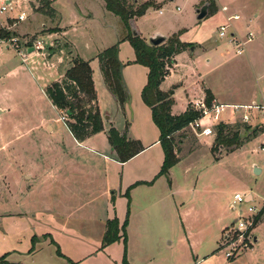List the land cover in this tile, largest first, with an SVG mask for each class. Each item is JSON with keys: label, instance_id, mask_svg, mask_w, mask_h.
<instances>
[{"label": "rangeland", "instance_id": "rangeland-1", "mask_svg": "<svg viewBox=\"0 0 264 264\" xmlns=\"http://www.w3.org/2000/svg\"><path fill=\"white\" fill-rule=\"evenodd\" d=\"M148 2L154 7L137 19L142 39L148 42L155 33L168 36V40L179 36L187 48L177 62L187 76H200L230 102H241L250 96L261 102L264 0H128L135 9ZM11 3L13 10L0 14V28L13 34L10 39L0 40V263L4 258L5 264H122V243L103 248L105 234L99 232L98 221L88 212L90 204L67 196L62 188L70 162L79 156L61 113L46 95L48 86L64 78L69 68L67 50L58 48V43L46 33L58 30L47 22L56 15L39 0ZM205 3L211 9L199 21L196 11ZM52 6L62 17L61 25L67 28L65 45L72 51V59L90 62L101 114L105 119L110 116L114 127L126 132L127 140L137 142L142 149V144L153 140L158 130L142 100L148 69L133 63L135 51L127 40L132 31L119 17L106 11L102 0H52ZM224 6L227 13L222 11ZM23 12L27 19L19 22L17 18ZM235 14L240 19L229 23L227 17ZM223 26L227 30L221 38ZM235 30L238 35L232 40ZM250 33L252 40L246 43L244 53L238 54L236 41L248 40ZM35 40L43 41L44 50L24 59L21 53H29ZM114 46L126 64L123 79L130 98L124 109L105 86L98 59ZM238 114L228 109L218 117L205 119L204 124L213 126L223 119L232 127L241 126ZM256 121L250 131L240 129L243 142L251 139L257 123L262 124L259 129L264 132L262 119ZM209 141L214 144L215 136ZM176 142L180 161L188 154L191 157V173L186 176L184 165L177 167L175 181L180 184L185 177L190 184L198 177L193 188L198 191L197 198L165 204V219L156 232L161 236L169 233V240L175 242L168 246L163 238L155 246L146 242L145 249L140 245L141 237L133 235L129 243L127 228L131 217L127 197L118 200L117 204L125 207L123 222L128 223V263L132 264V254L133 264H264V136L237 150L221 147L216 153L202 144L205 137H198L190 128L177 133ZM153 156L154 151L131 162L129 167ZM53 165H57L54 176L49 173ZM255 165L263 170L261 174H255ZM238 193H252L254 200L241 207L232 206ZM93 204L99 207L96 199ZM77 207H84L88 213L66 212ZM250 207L255 209L253 213L249 212ZM239 216L255 217L250 234L253 243L231 258L230 263L225 249H219L221 226H228L225 236ZM189 223H193V235L186 230ZM181 236L184 243L179 242Z\"/></svg>", "mask_w": 264, "mask_h": 264}, {"label": "crops", "instance_id": "crops-1", "mask_svg": "<svg viewBox=\"0 0 264 264\" xmlns=\"http://www.w3.org/2000/svg\"><path fill=\"white\" fill-rule=\"evenodd\" d=\"M49 1L52 2V0ZM224 7L227 8V6ZM51 8L55 11L54 15H56V17L52 16L48 18L49 20L47 21L49 23L48 26L58 30L54 32L49 31L46 33H50L49 36L52 38L51 41H55L56 43H58L59 45L58 48H65L67 50L66 57H67V62L69 64L68 69H70L73 65L74 60L72 59L73 56L72 51H69L68 48H66L67 46L65 45V42L68 40L66 37L67 28L64 25H61L62 17L60 13H58V11L52 6V4H51ZM149 10H147L146 14L148 13ZM227 12H228V8L227 11L224 13ZM233 16H239V15L235 14ZM229 17L231 16H228L227 19ZM138 18L140 17L133 19V21L135 22L136 27L141 36V32L137 25ZM43 27L45 28L47 27V25H44ZM156 34H160V33H155L150 37ZM236 34L237 31L235 30L234 35L236 36ZM165 37L168 40V36ZM72 48L74 50L73 44H72ZM183 53L184 51H182L180 54ZM53 54L54 52L52 50L51 55ZM180 54L174 57V64L171 67L168 76L166 77V79L164 80V82L160 87V89L163 92L172 93V99L174 103L171 112L173 116H180L184 114L186 111L190 109L191 101H195L197 99L203 98L204 96L207 95L208 92L211 93L213 100L220 104L247 105L253 102H257L256 100H254L255 99L254 96H250L247 99L241 100V102L239 101L236 102L235 100H231L230 102L228 101L229 99L228 97L217 92L209 84V82L206 83L205 80L202 79L200 76L198 77H195L194 75L187 76L186 73H184L181 70V67H179L177 62V58L179 57ZM31 56H35V55H31ZM135 59H136V55L133 60V63L135 62ZM121 63L123 64V68H122V75H123V71L125 70L126 64L122 61ZM148 74H149V69H148ZM63 79L64 78L60 79L57 82H60ZM147 81L145 83V86L147 84ZM260 94L264 95L263 90L261 88H260ZM59 112L61 113L60 110ZM151 115H152V111H151ZM101 116L103 119L105 130L99 134H96L88 138L84 142H78L73 137L70 130L68 129L71 137L73 138V141L77 146L76 152L78 153L79 158L77 160L74 159L69 164L70 172H68L66 176L67 180H64V184L62 186V188L65 189V194L69 197H76V198L79 197L80 199L85 200L87 201L88 204H90L91 210H89L88 212L92 214L95 217V219L98 221L97 223L100 230L99 232L103 233V235L106 232L107 222L109 220H113L117 218L118 221L120 222V226L123 225L125 207L123 208V205L121 206L117 204V202L118 200L120 202L124 201L128 195L127 201H128L129 213L131 217L130 223L127 228L129 243L132 242V236L134 235L135 237H141L139 242L140 245H143L142 246L143 249H145L144 246L146 245V242H149L155 246L159 244V241L161 243L163 238L165 239L164 240L165 245L168 246L172 245L175 241L169 240L171 235L169 233H165L164 236L157 235L158 233L156 232V229L159 226L161 227V221L165 219L166 213L162 212L163 208L165 207L164 206L165 204L167 203L173 204L176 203V201H179L181 203L183 202L182 201L183 199L188 200L190 198V200H194L197 198L198 191L197 189H193V188L196 187L195 184L198 181V177H196L197 180L195 182L192 181L194 185H190L192 182H190V184H187L188 180L185 177L182 180V182H180V184H177L174 178L175 168L177 167L179 168L183 165L184 167L182 168L185 171L186 176H188L191 173L190 170L191 164L189 163L191 158L190 155L188 154L184 159H182L176 166H174L169 171L167 175L159 176L164 162V151L163 149H160V147L162 148L159 141L160 131L156 126L158 131H157V135L154 136L153 140L147 143H143L142 151L134 158H132L131 161L129 160L130 162L121 163L118 161L117 155L113 151L108 141L107 132L111 127H114V124L112 123L110 116H108L106 119L104 118L103 114H101ZM219 122L228 123V120L225 121L223 119H219ZM65 124L67 126V122ZM257 125H255V127L262 126V124H260L259 126ZM261 136H264V132L258 134L256 138ZM254 139H252L251 141H253ZM209 140L210 137L205 138V143L202 144L208 147L209 150H211L213 143ZM153 151H154L153 157L150 158L145 157L144 159H142L143 161H140L137 165H133L132 167H129L131 162L141 159L143 156H146V154ZM187 164L189 165V168L187 167ZM126 168H131V169L126 170ZM56 169H57V165H53L49 170V173L52 176H54L56 173ZM262 171L263 170L261 169L260 174L262 173ZM69 182L71 184H69ZM247 197L249 202L251 200H254L252 193H248ZM94 199H96L97 202L99 201V207L94 206L93 204ZM66 212L70 214L75 213L79 215L80 214L84 215L88 213L84 207L82 208L77 207L73 209L69 208L66 209ZM96 216L98 218H96ZM221 222L222 219H220L219 221L220 225ZM227 227L228 226L225 225L221 226V233L223 237H224L223 232L227 229ZM186 230H189L190 234L193 235L194 234L193 231L195 230L193 228V223L192 224L189 223ZM223 237H222V241H223ZM186 238H188V236H186ZM184 240L185 238L181 236L179 242L184 243L185 242ZM119 242H121L122 245L124 246L122 239ZM193 244L194 246H197V242L196 243L193 242ZM197 247H199V245ZM221 247H222V242L219 249H221ZM129 260L132 264L134 263L132 254L129 255ZM229 261L230 263L233 262V260H229Z\"/></svg>", "mask_w": 264, "mask_h": 264}, {"label": "trees", "instance_id": "trees-1", "mask_svg": "<svg viewBox=\"0 0 264 264\" xmlns=\"http://www.w3.org/2000/svg\"><path fill=\"white\" fill-rule=\"evenodd\" d=\"M39 1L42 6L49 7L52 14L55 13L51 8V1ZM103 1L106 10L119 17L125 26L130 28V31V21L142 17L147 10L154 7L151 2L144 3L138 9H135L129 5L128 0ZM210 9L211 5L209 11ZM12 35L7 29L0 28V40L10 39ZM127 40L135 51L136 59L134 63L149 69L148 81L142 91V100L151 109L153 122L160 131L159 141L164 151V162L159 176L167 175L180 162L176 147V134L187 129L190 123L199 118V114L192 109L180 116H173L171 112L174 103L172 93L163 92L160 89L174 64V57L184 51L187 45L180 41L179 36H174L163 45L152 47L140 36L134 37L132 32ZM118 55V47L114 46L102 52L98 59L107 89L120 107L124 109L130 97L122 75L123 64ZM46 95L58 110L70 113L67 126L78 142H84L105 130L98 107L90 62L79 58L74 59L73 65L67 70L64 79L48 86ZM212 100V95L208 92L207 102L210 103ZM259 128L253 130L251 139L243 142L240 129L248 132L252 129L250 125L242 124L241 126L232 127L229 123H219L215 127V141L212 152L216 153L221 147L232 150L241 148L245 143L250 142L262 133ZM107 135L109 144L121 163L128 162L142 151L137 142L127 140L126 132L121 133L116 128L111 127ZM257 220L259 219L256 218ZM127 224V221H125L120 226L117 218L109 220L103 238V248L119 242L121 239L123 240L125 253L122 264H129L126 258ZM0 264H5L4 258Z\"/></svg>", "mask_w": 264, "mask_h": 264}, {"label": "built area", "instance_id": "built-area-1", "mask_svg": "<svg viewBox=\"0 0 264 264\" xmlns=\"http://www.w3.org/2000/svg\"><path fill=\"white\" fill-rule=\"evenodd\" d=\"M13 10L11 0H0V14H3L5 12H9ZM222 11L226 12L227 8L223 7ZM162 13V12H161ZM27 19L26 13H21L17 20L19 22H23ZM239 16H231L227 20L229 23L235 20H239ZM229 27V25H228ZM226 27H221L220 29V37H224L226 35ZM236 36L232 35V40H234ZM253 38V35L250 33L248 35L247 42L251 41ZM246 41H236V45L238 46V54H243L245 51V45L247 43ZM52 47L54 45V42L50 44ZM44 50V43L42 40H35L33 46L31 47L29 53H21V56L24 57V59H27V57H30L31 55H38ZM27 54L26 56H24ZM192 110L199 114V118L196 119L194 122L190 123L189 127L198 137H212L215 136V127L219 123L222 122H215L213 126H207L204 124L205 119H213L215 117H218L222 114H224L228 109H231L233 113L238 114V119L243 124H249L254 125L257 121L256 119H262L264 122V95H262L261 102H253L251 104L247 105H225L217 103L216 101L212 100L210 103L207 102V98L203 97L200 99H197L193 101ZM69 118L65 111H61V121L68 122ZM261 123H259L257 126H259ZM262 151H264V148H261ZM253 200H251L252 202ZM249 203L248 197L244 196L242 194H235L233 205L236 207H241L242 204ZM255 211L254 208L250 207L249 212L253 213ZM254 219L255 217H249L244 218L243 216H239L238 219L235 221V224L233 227L227 231L226 235L223 237L222 241V247L221 249H225L226 256L230 260L231 258L237 256L243 248L249 249L250 248V242L253 243L252 237H250V234L253 231L254 226ZM229 232V233H228ZM254 242L255 239H254Z\"/></svg>", "mask_w": 264, "mask_h": 264}, {"label": "water", "instance_id": "water-1", "mask_svg": "<svg viewBox=\"0 0 264 264\" xmlns=\"http://www.w3.org/2000/svg\"><path fill=\"white\" fill-rule=\"evenodd\" d=\"M169 1H175V0H169ZM209 7H210V4L206 3L202 6V8L197 10V20H199V21L203 20L204 18H206L208 16ZM130 26H131V31H132L133 36L134 37L140 36V33H139V31L136 27V24L133 20L130 21ZM166 41H167V38L165 36H163L161 34H156V35L149 38L148 44L152 47H159V46L163 45L164 43H166ZM1 112L2 111L0 110V113ZM66 114L68 116L70 115L69 112H67ZM254 169H255V174L259 175L261 172V169L258 168L256 165L254 166Z\"/></svg>", "mask_w": 264, "mask_h": 264}]
</instances>
